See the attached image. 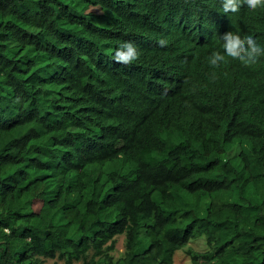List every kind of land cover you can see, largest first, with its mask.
<instances>
[{"label": "trees", "instance_id": "trees-1", "mask_svg": "<svg viewBox=\"0 0 264 264\" xmlns=\"http://www.w3.org/2000/svg\"><path fill=\"white\" fill-rule=\"evenodd\" d=\"M229 31L264 47V8L0 0V264H264V56L212 67Z\"/></svg>", "mask_w": 264, "mask_h": 264}, {"label": "clouds", "instance_id": "clouds-1", "mask_svg": "<svg viewBox=\"0 0 264 264\" xmlns=\"http://www.w3.org/2000/svg\"><path fill=\"white\" fill-rule=\"evenodd\" d=\"M224 13L239 11L240 5L248 7L250 10L264 8V0H215ZM222 39L224 41L222 48L224 53L214 51L208 58L209 64L218 68L221 62L226 63L225 56L239 60L245 66L255 64L259 57L264 56V47H261L252 35L241 37L237 33L231 31L226 32ZM161 46H164L167 41L160 40ZM138 58V52L135 45L130 41H125L115 52L114 60L116 63L131 64Z\"/></svg>", "mask_w": 264, "mask_h": 264}, {"label": "rangeland", "instance_id": "rangeland-1", "mask_svg": "<svg viewBox=\"0 0 264 264\" xmlns=\"http://www.w3.org/2000/svg\"><path fill=\"white\" fill-rule=\"evenodd\" d=\"M239 148H234L233 154H237L239 152ZM34 173H38V171H34ZM143 241L145 243L142 245V249L145 248L148 245V242L146 241L148 238L146 236L142 237ZM126 237L125 235L118 236V243H117V249L115 251L116 256H119L123 254L125 251L126 245ZM189 246H193L197 250H206L208 248L207 241L205 237H200L198 239H193L189 242ZM45 264H66L64 260L61 259H47ZM174 264H193L191 261L190 256L186 253L185 250H179L175 255V262Z\"/></svg>", "mask_w": 264, "mask_h": 264}, {"label": "bare ground", "instance_id": "bare-ground-1", "mask_svg": "<svg viewBox=\"0 0 264 264\" xmlns=\"http://www.w3.org/2000/svg\"><path fill=\"white\" fill-rule=\"evenodd\" d=\"M179 96V95H178ZM246 106H248V105H246ZM250 107V106H249ZM256 110V109H255ZM259 110V109H258Z\"/></svg>", "mask_w": 264, "mask_h": 264}]
</instances>
